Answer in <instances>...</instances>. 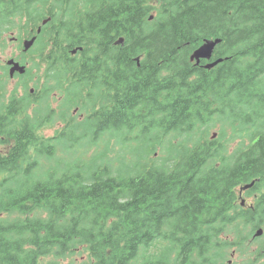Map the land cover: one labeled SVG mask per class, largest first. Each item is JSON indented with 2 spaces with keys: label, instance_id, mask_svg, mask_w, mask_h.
<instances>
[{
  "label": "trees",
  "instance_id": "trees-1",
  "mask_svg": "<svg viewBox=\"0 0 264 264\" xmlns=\"http://www.w3.org/2000/svg\"><path fill=\"white\" fill-rule=\"evenodd\" d=\"M48 18L45 90L7 99L0 78V264L247 254L264 230V0H0V36ZM211 39L225 61L208 71L190 56Z\"/></svg>",
  "mask_w": 264,
  "mask_h": 264
},
{
  "label": "rangeland",
  "instance_id": "rangeland-1",
  "mask_svg": "<svg viewBox=\"0 0 264 264\" xmlns=\"http://www.w3.org/2000/svg\"><path fill=\"white\" fill-rule=\"evenodd\" d=\"M24 23L25 21H23V24ZM23 24L19 26L17 25L12 32L8 33V35L4 38V41L0 42L1 44L0 45V78H3L2 79L3 81L1 84L4 85V93L6 94L7 99H10L13 93H17L18 96L19 94L22 95L24 93L23 91L24 84H28L29 88H31L33 91L34 90L35 91L45 90L44 87L46 86V84L44 85V83H45V80L47 79V76L49 75V73L47 72L49 68L46 66H43L42 69L38 68L37 64H40V62H38L36 66L32 65L30 67L26 76H21V75L16 74L13 79L9 77V66H7V63H6L8 60H10L11 58H14V59H17L18 61H23L26 64V62H30L32 59L31 57L29 59L28 58L26 59L25 55L22 52L23 47H24L23 43L15 40L17 37H20V34L22 35V32L24 30L28 31L27 28L23 29ZM47 24L49 23H46V24L42 23L40 26H38L39 31H40V34H37L38 36H41L42 28H45ZM2 37H4V34L2 35ZM37 41H38V38L37 39L33 38L30 41L31 47L37 44L34 49L35 58L44 56L42 53L41 45H38L39 42L37 43ZM58 82L59 81L54 78L50 82L49 85L56 86L58 85ZM55 96L56 95L52 96L51 102L54 103V108L58 109L60 107L59 104H61L62 96H59V97H55ZM57 114H58V119H62L61 114L59 112ZM79 117L80 116L78 115L76 118H79ZM64 124H65V121H59L57 128L59 127L62 128ZM54 133H55V129L53 127L47 130L46 135L52 136L54 135ZM216 133H217V130L212 132L211 133L212 137ZM246 199H247V204L251 205L255 203V198L253 197V195H251V197H247L246 195ZM254 234L255 232H253L250 238L247 240V245H248L247 254H243V255L239 253L234 254V252H232L231 250L226 255L225 258L219 259V263H218V257H217L216 258L217 264H222L223 260L226 264H243L244 262H247L246 257H250L251 260H254L253 264H264V256L262 255V252L264 251V232H263L262 237H260L261 240H258L256 242L253 240ZM233 240H231L232 243L235 242ZM253 245L254 247H252ZM86 262H88V257L86 255H78V256H75L69 259L68 264L69 263L83 264Z\"/></svg>",
  "mask_w": 264,
  "mask_h": 264
},
{
  "label": "water",
  "instance_id": "water-1",
  "mask_svg": "<svg viewBox=\"0 0 264 264\" xmlns=\"http://www.w3.org/2000/svg\"><path fill=\"white\" fill-rule=\"evenodd\" d=\"M152 19H153V18H151V20H152ZM220 43H221V40L208 41V42H206L201 48H199V49L194 53V55H193L192 58H191L192 61H194L195 59H197L198 62L200 61V59H208V60H210V59L212 58V56H213V53H214L216 47H217ZM26 46H27V48L30 47V46H31V43H30V44H27ZM223 62H224L223 59L218 60V61L214 62L213 64L208 65L206 68H207V69H212V68L216 67L217 65H219V64H221V63H223ZM9 65H10V66H11V65H14V62H13V61H10V62H9ZM16 72H19L20 74H24V73H25V70H24L23 67H20L19 64H15V65H14V68H13V69L11 70V72H10V76L13 78ZM214 138H216V135L214 136ZM252 186H253V185L247 186V187H245L244 189L247 190V189L251 188ZM243 205H244V203H243ZM262 235H263V230L260 229V230L257 232L256 237H260V236H262Z\"/></svg>",
  "mask_w": 264,
  "mask_h": 264
},
{
  "label": "flooded vegetation",
  "instance_id": "flooded-vegetation-1",
  "mask_svg": "<svg viewBox=\"0 0 264 264\" xmlns=\"http://www.w3.org/2000/svg\"><path fill=\"white\" fill-rule=\"evenodd\" d=\"M51 21V18H48V19H46V20H44L43 21V23L44 24H46V23H49ZM26 28H27V30H28V33H23L22 32V35L20 34V37H17L15 40H17L18 42H22L23 44H24V42L25 41H30L31 39H33V38H38V41H37V43L40 41V36H38L37 34H40V31L38 30V32L36 33L35 32V29H34V27L33 26H26ZM38 28V27H37ZM39 29V28H38ZM37 30V29H36ZM10 32H12V31H10ZM8 33L9 32H6V33H4V37H2V36H0V42L1 41H4V38L8 35ZM23 36V37H22ZM1 45V44H0ZM36 45L37 44H35L31 49H29L28 51H25V49H24V47H23V54L25 55V57H26V59L28 58H32L31 59V61L35 58L34 57V49H35V47H36ZM12 59V58H11ZM15 60V59H14ZM26 62V64H25V66L28 68V69H30V67L33 65V63L32 62ZM17 62H19L20 64H21V61H17ZM10 69V68H9ZM255 241V240H254ZM256 242V241H255ZM235 254V253H234ZM258 255V254H257ZM252 261H254V260H252Z\"/></svg>",
  "mask_w": 264,
  "mask_h": 264
}]
</instances>
